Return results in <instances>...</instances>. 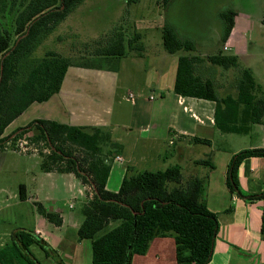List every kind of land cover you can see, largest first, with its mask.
<instances>
[{
	"label": "trees",
	"instance_id": "obj_1",
	"mask_svg": "<svg viewBox=\"0 0 264 264\" xmlns=\"http://www.w3.org/2000/svg\"><path fill=\"white\" fill-rule=\"evenodd\" d=\"M84 0H0V150L16 144L17 139L32 131L30 141L43 143L40 167L44 172L73 173L93 190L92 197L81 206L83 222L79 239L92 241V264H132L137 254H146L157 237L175 240L177 264H208L214 253L219 231L217 214L207 206L209 175L195 174L185 179L179 164L163 170L134 172L128 166L118 191L107 189L112 164L123 146L112 139L110 128L76 126L49 119H35L12 134L5 129L34 102L48 101L59 93L70 66L100 67L93 62L74 63L73 58L48 49L42 56L36 51ZM132 1V0H129ZM171 0H159L166 7ZM235 12L221 13L224 40L234 26ZM141 39L136 33L125 38L123 27L110 39L92 41V54L107 60H120ZM162 40L169 53L194 51L195 45L182 38L169 24L162 28ZM142 55V54H139ZM238 57L217 54L201 57L190 54L179 57L174 92L183 97L206 99L215 103V126L222 133H248L253 124H264V91L249 68H240ZM112 62V61H111ZM217 66L237 69L234 94L223 95ZM116 71L115 64L109 66ZM235 72V70H233ZM222 94V95H220ZM193 143L210 144L194 137ZM264 157V148H247L231 159L226 184L229 190L249 201H262L261 233L264 238V191L248 193L239 182V166L246 158ZM214 169L210 159L195 161ZM23 187V186H22ZM21 199L26 196L20 190ZM38 212L55 225H61L57 212L36 203ZM112 222H119L109 227ZM38 245L47 257L64 264L57 253L34 230L23 227L11 232L10 240L0 246V264H43L33 251Z\"/></svg>",
	"mask_w": 264,
	"mask_h": 264
},
{
	"label": "crops",
	"instance_id": "obj_2",
	"mask_svg": "<svg viewBox=\"0 0 264 264\" xmlns=\"http://www.w3.org/2000/svg\"><path fill=\"white\" fill-rule=\"evenodd\" d=\"M259 3L263 8L257 19L254 18V13L244 11L250 8L257 10L255 6ZM228 9L235 12L234 26L222 50L231 52L229 55L237 56L239 61L256 59L259 55L253 51L255 45H258L260 53L264 52V0L237 1ZM255 35L258 38L257 42L252 40ZM251 41L254 46L250 45ZM162 47H164L163 40ZM206 52L201 53L200 56H208ZM146 53L143 48L141 53L132 51L129 56L133 60H142ZM190 54L195 53H185V50L169 53L164 47L151 57L154 67L149 68L146 83L154 85L159 92V99L149 97L148 101L155 100L154 105L150 106L147 101L135 97L133 100L129 97L126 99L131 103L130 108L116 101L115 90L122 57L116 71L111 70L109 66L94 68L70 66L59 93L48 101L34 102L27 109L36 103H44L47 106L38 109V111L42 110L43 115L39 114L34 119H49L76 126L107 127L111 130L112 139L121 143L123 150L127 142L132 150L131 154L129 152L131 159L125 156L124 151L119 158H115L107 181V189L110 191L119 190L128 166L138 167L137 163L132 164V160L139 148L140 154H146L142 157L143 160L148 159L147 155L152 149H157L155 153L157 158L165 156L166 142L175 147L174 150H178V154L181 153L180 155L187 158L186 166L197 160L210 159L215 166L214 169L196 165L194 170L196 174L201 172L202 175H209L207 206L217 214L219 221L214 253L208 264H264V238L261 233L263 202H249L232 193L226 184L228 165L237 152L247 148H264V124L257 123L251 126L246 134H250L254 141L248 145L238 149H226L232 133H222L215 126V103L206 99L183 97L174 92L179 57ZM248 68L252 70L251 67ZM229 71V74L224 75L226 79L220 83V90L224 95L235 92L234 72ZM50 101H53L54 107L51 105L49 107ZM17 119L5 129V136L23 127L11 128ZM121 127L130 132L137 128L139 133L136 134L135 139L130 138L125 141L129 132H124V136L119 132ZM194 137L210 141V144H205L208 152L203 158L192 156L191 147L202 144L193 143L191 139ZM18 154L22 155L23 160L25 156L36 157V163L39 165L41 163V157L37 156L39 154L16 152L10 149L0 150V163L7 160L10 155ZM172 154L176 152L173 151ZM124 162H128L126 168L122 164ZM25 173H30L31 180L36 185L31 191L26 183H19L18 194L14 196L19 201L6 203L7 199L4 201L0 197V221L2 214H13L14 210L20 207L21 202H32L35 208L32 211L31 223L29 227L23 228L32 229L36 235L42 237L64 264H92V241L81 240L78 237L83 216L79 211H63L58 207L59 198L56 196L64 192L69 197L67 201H76L74 204H69L70 208H74L77 202L83 204L92 197L93 190L84 185L73 173L43 171L45 176L40 178V174L28 164L25 166ZM239 182L241 188L248 193L264 191V157L252 156L243 160L239 166ZM21 189L26 196L24 200L20 197ZM6 192L8 190L0 186V194ZM36 203L43 204L49 211L59 213L62 218L61 225L57 226L43 217L38 212ZM118 223L112 222L110 226L114 227ZM5 224L2 223L0 226V246L10 240L11 232L15 229ZM175 250V240L172 236L157 237L151 242L146 254L134 256L132 264H177ZM43 264H57V260L49 256Z\"/></svg>",
	"mask_w": 264,
	"mask_h": 264
},
{
	"label": "rangeland",
	"instance_id": "obj_3",
	"mask_svg": "<svg viewBox=\"0 0 264 264\" xmlns=\"http://www.w3.org/2000/svg\"><path fill=\"white\" fill-rule=\"evenodd\" d=\"M158 1L159 0H84L77 5L67 16L65 21L48 36L35 54L37 56H42L46 50L53 49L64 55L71 56L74 63L93 62L95 66L100 67L110 66L111 64H114V66L116 64V66H118L119 60H107L93 55L92 51L95 46H93L92 41L110 39L113 33L121 26L123 27L124 36L127 40L131 39L136 33H139L141 39L134 44V46H143L147 53L142 60L131 59L129 56L130 53L121 59L116 83L115 99L117 102H120L122 106L130 108L131 103L126 99H129L128 94L132 93L135 95L134 97L136 99L141 98L143 101H147L150 106L154 105L155 100H152V102L148 101L149 97L152 96V98L159 99L160 95L154 85L146 83V77L149 68L154 67L151 57L164 48L162 47L161 37L163 26L165 24L172 25L182 38L189 39L194 43L195 50L185 51V53L194 52L196 55H200L207 51V54L212 55L222 51L224 54L229 55L231 52L222 50L225 40L224 20L221 18V13L241 0H171L166 7L159 5ZM244 7L246 9V6ZM255 7L257 10L250 8L244 11H247L246 13H254V18L257 19V16L259 14L261 15L260 10L263 7L261 3ZM254 21L258 22V20ZM256 37L257 35H255L252 40L257 42L258 38ZM252 44L251 41L250 45L254 46ZM253 51L259 55L256 59L251 61L242 59L238 62L240 68L251 67L255 80L261 84L264 90V52H259L258 45L254 46ZM134 52H136V50ZM181 53L183 54L182 51ZM216 69L219 74L218 79H220L219 81L221 82L226 79L224 75L230 73L229 70H225L222 67L217 66ZM230 70H235L233 74L235 77H233L236 80L239 70ZM111 85H113L112 82ZM220 93L223 94V92ZM52 102L53 101H50L49 107L50 105L54 107ZM45 106L47 105L44 103H36L34 106L27 109L14 122L11 128L19 126L24 127L33 121L39 114L42 116V110L38 111V109L44 108ZM127 131L129 133L125 141H128L130 138L135 139L136 134L139 133L137 128H134V130L130 132V130L123 127H121L119 132L125 136L124 132ZM33 135L34 133H32V131L26 135V139L29 143L27 153L39 154L41 148L46 152L47 148L44 147L42 142L38 144L30 141ZM229 138V143L225 147L226 149H238L254 141L253 137L246 133H232ZM168 143L169 142H166L164 147L167 154L162 158H157L155 156L157 149H152L147 155L148 159L143 160L142 157H145L146 154H140L141 149L139 148L138 151L135 152L132 160V164H138V167H132L134 172L163 170L168 166L179 164L182 167L185 179L195 175L196 173L194 170L197 164L192 162V164L186 166L185 162L187 158L180 155L181 153L178 154V150H174L175 147L168 145ZM7 146V149L19 152L16 144H8ZM125 146V150H122V153L124 151L125 156L131 159L129 156V152L130 154L132 153L130 149L131 146L127 142H125ZM176 148L178 147L176 146ZM191 149L192 156L198 158H203L205 153L208 152V147L205 144L192 146ZM173 151H175L176 154H172ZM14 156L15 155H10L7 160L0 163V186L8 190V192L2 193V195L0 194V197H2L4 201L7 199L6 203H12L15 200L19 201L14 197L18 194L19 183H26L31 191L33 186L36 185V183L31 180L32 177L30 173H25V166L27 164L31 169H34L37 174H40V178H44L45 176L40 165L36 163V157L25 156L24 158L26 160H23L20 154L16 155L17 157ZM37 156L39 158L41 157L40 154ZM122 164L126 168L128 162ZM197 174L202 175L203 173L197 172ZM45 190L47 191V189ZM56 197L59 198L58 207L63 211H79L81 214V203L77 202L74 208H70L69 204H74L76 201H67L69 197H67L64 192L59 193ZM34 208L32 202H21L20 207L14 210L15 212H13V214H2L0 226L2 223H6L5 225L8 227H29ZM32 251L43 263L47 261V256L38 245L32 246Z\"/></svg>",
	"mask_w": 264,
	"mask_h": 264
},
{
	"label": "built area",
	"instance_id": "obj_4",
	"mask_svg": "<svg viewBox=\"0 0 264 264\" xmlns=\"http://www.w3.org/2000/svg\"><path fill=\"white\" fill-rule=\"evenodd\" d=\"M226 49H228V47ZM128 97L131 98V99H133L134 98V95L132 93H129L128 94ZM28 144L29 143H28V140L26 139V135L23 136V137H20L16 141V146L18 147L19 152H22V153H27V151L29 149ZM117 158H119V156Z\"/></svg>",
	"mask_w": 264,
	"mask_h": 264
}]
</instances>
